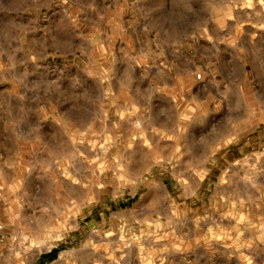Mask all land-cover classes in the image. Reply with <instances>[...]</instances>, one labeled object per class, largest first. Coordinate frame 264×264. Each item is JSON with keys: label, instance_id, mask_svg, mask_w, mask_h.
I'll use <instances>...</instances> for the list:
<instances>
[{"label": "clouds", "instance_id": "obj_1", "mask_svg": "<svg viewBox=\"0 0 264 264\" xmlns=\"http://www.w3.org/2000/svg\"><path fill=\"white\" fill-rule=\"evenodd\" d=\"M0 264H264V0H0Z\"/></svg>", "mask_w": 264, "mask_h": 264}, {"label": "rangeland", "instance_id": "obj_2", "mask_svg": "<svg viewBox=\"0 0 264 264\" xmlns=\"http://www.w3.org/2000/svg\"><path fill=\"white\" fill-rule=\"evenodd\" d=\"M166 183L169 185V191L172 192V194L175 196V195H176V192H175V190H174V188H173V181L171 180V178H168V179L166 180ZM204 191H205V193H206L207 196H210V195L212 194L211 190H209V189H204ZM135 203H136V201H131L130 204H128V205H121V206H122V207H125V208H130V207H132V205H134ZM177 203H181V201H180V200H177ZM189 203H191V202H189ZM114 210H115V209H114ZM95 219H96V221H99V220H100L99 215H97V216L95 217ZM54 255H55V253H53V256H54Z\"/></svg>", "mask_w": 264, "mask_h": 264}]
</instances>
